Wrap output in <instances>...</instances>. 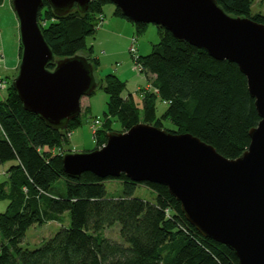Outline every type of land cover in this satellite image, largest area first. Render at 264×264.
Here are the masks:
<instances>
[{"label": "trees", "instance_id": "obj_1", "mask_svg": "<svg viewBox=\"0 0 264 264\" xmlns=\"http://www.w3.org/2000/svg\"><path fill=\"white\" fill-rule=\"evenodd\" d=\"M43 1L38 21L55 58H72L81 52L90 55L93 47L87 41L97 33L96 23L105 6L112 3L91 0L87 12L76 6L60 16L48 0ZM216 1L228 15L264 24V14L252 12L254 0ZM115 15L131 22L116 6ZM132 24L139 34L148 26ZM157 27L160 42L151 53L139 56L143 72L154 78L156 89L144 94L142 107L132 95L124 97L126 85L117 75L108 74L97 82L108 102L96 132L95 150L106 145L115 120L123 133L140 123L165 129L164 122H170L176 130H165L191 134L221 156L238 159L249 149L250 130L261 120L247 77L236 63L217 60ZM86 58L96 72L99 61L91 55ZM7 91L6 99L0 101V166L12 165L9 181L0 184V199L9 201L0 215V264H239L232 250L204 237L187 220L168 187L137 183L125 175L68 176L63 158L73 153L70 136L81 128L82 115L65 130H54L25 110L12 84ZM159 102L166 105L161 115L157 114ZM110 180L123 184L121 194L108 193ZM139 186L152 190L155 201L136 197ZM66 213L68 226L63 225ZM48 222L61 224L54 236L33 250L21 246L30 227ZM116 225L121 241L104 234Z\"/></svg>", "mask_w": 264, "mask_h": 264}, {"label": "water", "instance_id": "obj_2", "mask_svg": "<svg viewBox=\"0 0 264 264\" xmlns=\"http://www.w3.org/2000/svg\"><path fill=\"white\" fill-rule=\"evenodd\" d=\"M90 1L48 0L60 16L76 6L87 12ZM109 1L134 24L163 27L178 41L236 63L261 120L250 130L249 149L236 160L191 134L140 123L124 133L109 132L101 149L66 154V174L125 175L137 183L166 186L204 237L227 246L239 264H264V24L228 15L216 0ZM12 5L22 46L13 88L25 110L48 127L65 130L80 116L82 98L98 88L93 66L81 55L55 58L38 21L43 0H12Z\"/></svg>", "mask_w": 264, "mask_h": 264}, {"label": "rangeland", "instance_id": "obj_3", "mask_svg": "<svg viewBox=\"0 0 264 264\" xmlns=\"http://www.w3.org/2000/svg\"><path fill=\"white\" fill-rule=\"evenodd\" d=\"M104 9L106 18H111V14L115 10V6L113 4H107ZM252 12L253 14H264V0H254ZM14 17L17 21L18 30H15L13 28ZM103 19V16L99 17V20L96 23L97 28L102 27ZM119 21L127 26H124L123 28L130 27L131 29H133L134 33L132 34L133 37L131 38V42H127L128 38L130 37L127 33H124L125 31L121 28L118 29V33H115L117 36L113 38V44L111 43L109 45V37H104L102 32H100V34H95L94 37L89 38L87 41L89 47L94 45L93 51L90 54L92 58H96L97 56H99L101 60V65H99L98 68V80H100L107 74H111L110 72H113V74L120 73L122 74V76H126L123 77L122 80L126 82L127 90L129 92H135L138 86H146V84L148 83L151 84V87H149V89L153 88L152 91L156 92V89H154L152 85L154 78L150 77L147 74L145 75V73L140 68L139 55H148L152 52L153 47L160 42L158 27L154 24H149L145 31L139 34L137 33V31L135 32L136 28L131 22H128L127 20L122 18H120ZM105 22L107 23V21ZM0 30L2 40L1 43L4 44L6 52L11 53L14 49L15 44L14 37H16V34H18L20 37L19 21L16 13L13 10V5H11V0L1 1ZM134 49L136 50L135 52L133 51ZM79 55L87 57L86 52H81ZM1 57L3 56L1 55ZM124 94H127L126 90ZM6 97L7 85L5 89H0V101L6 99ZM87 101L91 106V112L87 115L82 116L84 125L80 129L75 130L72 133V136H70L72 149L71 151L75 153L95 150L97 146L96 127H98L96 125V121L98 119H101L103 121L104 112L107 109L108 97L102 90V88L98 87L92 96L87 97ZM165 109L166 105L159 102L157 114L161 115ZM163 126L165 129L176 130V127L170 122H164ZM100 128L101 127H99L98 129ZM113 129L117 132L121 131L122 129L120 123L117 120L113 122ZM11 165L12 163L10 162L0 166V184L9 181L7 172ZM106 188L110 195H119L123 192L124 187L121 182H118L117 180H110L106 182ZM135 196L145 201H155L156 199L154 192L144 186L137 187ZM8 205L9 201L0 199V215L6 211ZM65 216L66 222H64L63 225L68 226L69 216L67 213L65 214ZM60 228L61 224L57 222H48L43 225H34L28 229L21 246L30 250L39 248L46 240L54 236L60 230ZM104 234L105 236L113 238L116 241H121L119 235V225H116L115 227H112L110 229H106Z\"/></svg>", "mask_w": 264, "mask_h": 264}, {"label": "crops", "instance_id": "obj_4", "mask_svg": "<svg viewBox=\"0 0 264 264\" xmlns=\"http://www.w3.org/2000/svg\"><path fill=\"white\" fill-rule=\"evenodd\" d=\"M11 5H12V0H11ZM10 11H11V9H10ZM12 14H13V12H12ZM103 18L104 19H103L102 27L98 28L96 34H98V33L100 34V32H102L104 37L105 36L107 38L109 37V41H110L109 42V45H110L111 43L112 44L114 43L113 38L117 36L115 33H118L119 32L118 29L121 28V29H123L125 31L124 33H127L129 35V37H130V38H128V41L127 42H129V41L131 42V38L133 37L132 34L134 33L133 32V29H131L130 27L123 28L126 25L124 23H122L121 21H119L120 20V17H118V16L115 15V10L112 12L111 18H106V13L103 14ZM105 21H107V23ZM105 23H106V25H105ZM13 28L15 30H18V28H17V21H16L15 17H14V25H13ZM135 32H136V30H135ZM0 33H1V30H0ZM14 39H15L14 49H13V51L11 53L10 52L7 53L6 52V49L4 47V44L1 43L2 40H1V35H0V54L3 56L1 58V60H0V78L4 79L6 81V83H7V90L9 88V86L13 83V80L18 75L19 67H20V64H21V58H22V46H21V43H20V37H19V35L16 34V37H14ZM92 47H94V45ZM87 56L89 57L90 55L87 53ZM139 56H142V55H139ZM95 59H97L99 61L100 65H101V60H100L99 56H97ZM110 73L113 74V72H110ZM123 73H124V71H123ZM97 75H98V69L95 72V78H96L97 82L99 83L102 78L100 80H98ZM115 75H117L121 80H122L123 77H126V76H122V74H120V73H116ZM9 76L12 77V78H10ZM149 76L152 77L151 75H149ZM123 82L126 85V82L125 81H123ZM98 87H99V84H98ZM149 87H151V84L150 83L146 84V86H138V88H137V90L135 92H129L127 90V86H126V89L125 90L127 91V94H123V95H124V97H128L129 95H132L133 98L135 99V101L142 107V99H143L144 94L146 92H152V90H153V88L149 89ZM7 94H8V91H7ZM90 112H91V106H90L89 102L87 101V97H84L81 100V114L80 115H82V116L83 115H87ZM98 120H101V119H98ZM82 122H83V124H82V126H83L84 125L83 119H82ZM102 124H103V121H102ZM114 132H117V131H114ZM69 149H71V141H70V147H69ZM92 151H94V150H92ZM87 152H91V151H87ZM73 153H75V152H73ZM82 153H86V152H82Z\"/></svg>", "mask_w": 264, "mask_h": 264}, {"label": "built area", "instance_id": "obj_5", "mask_svg": "<svg viewBox=\"0 0 264 264\" xmlns=\"http://www.w3.org/2000/svg\"><path fill=\"white\" fill-rule=\"evenodd\" d=\"M133 51L135 52L136 50L134 49ZM1 58L2 57L0 55V60H1ZM140 68L143 71V68H142L141 64H140ZM6 85H7L6 81L4 79L0 78V89L1 90L5 89ZM96 125L98 126V127H96V132H97L98 131V128L102 126L101 121L100 120H97L96 121Z\"/></svg>", "mask_w": 264, "mask_h": 264}]
</instances>
